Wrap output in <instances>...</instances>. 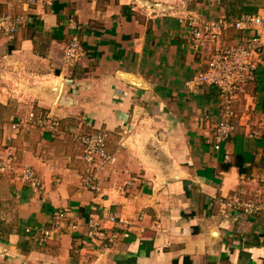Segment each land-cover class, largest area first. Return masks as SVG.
Listing matches in <instances>:
<instances>
[{"label":"crops","instance_id":"crops-1","mask_svg":"<svg viewBox=\"0 0 264 264\" xmlns=\"http://www.w3.org/2000/svg\"><path fill=\"white\" fill-rule=\"evenodd\" d=\"M5 12L24 19L0 36V149L40 183L0 177V264H264V208L232 202L264 192V25L216 149L222 101L191 83L206 59L186 22L224 20L229 41L264 0H0ZM73 36L84 56L70 62ZM99 130L112 159L89 164L75 141Z\"/></svg>","mask_w":264,"mask_h":264},{"label":"built area","instance_id":"built-area-1","mask_svg":"<svg viewBox=\"0 0 264 264\" xmlns=\"http://www.w3.org/2000/svg\"><path fill=\"white\" fill-rule=\"evenodd\" d=\"M28 7H44L50 5L52 0H20ZM24 16L5 12L0 14V36L7 39L13 38L23 23ZM189 27L188 39L198 48L205 51L206 64L204 70L191 82L194 85L214 87L220 97L223 109V120L214 132V147L218 149L220 143L226 140L233 129L230 119L234 115L232 104L239 99L241 90L248 82L254 80V71L260 55L261 39L260 28L264 25V17L258 15H247L231 23L237 30L242 31L235 34L229 41L222 38L228 23L224 20L219 22L197 21L186 17ZM254 30L253 33H244V30ZM84 56V49L77 36H73L64 48V57L70 62L77 61ZM33 117V114L30 115ZM41 127L53 128L55 122L48 123L40 121ZM79 140L83 146L81 158L91 164L96 160L105 161L112 159L106 150L107 133L103 130L89 134H81ZM11 172L22 181L32 187H39V180L33 169L29 166L19 165L16 150L12 145H4L0 149V177ZM86 186L93 187L92 177H85ZM233 207L240 206L245 213L264 208V192L258 193L242 201L238 196L232 198ZM64 213L58 211L55 223ZM43 237L48 235L47 229L40 230Z\"/></svg>","mask_w":264,"mask_h":264},{"label":"rangeland","instance_id":"rangeland-1","mask_svg":"<svg viewBox=\"0 0 264 264\" xmlns=\"http://www.w3.org/2000/svg\"><path fill=\"white\" fill-rule=\"evenodd\" d=\"M75 142H77L76 144H77V147H78V149H77L78 150V153L81 154L82 153L83 146H82V144H81L80 141L79 142L78 141H75Z\"/></svg>","mask_w":264,"mask_h":264}]
</instances>
